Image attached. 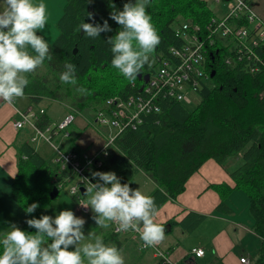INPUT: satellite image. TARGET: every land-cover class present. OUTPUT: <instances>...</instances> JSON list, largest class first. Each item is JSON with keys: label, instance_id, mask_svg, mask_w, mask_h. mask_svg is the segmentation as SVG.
Instances as JSON below:
<instances>
[{"label": "trees", "instance_id": "trees-1", "mask_svg": "<svg viewBox=\"0 0 264 264\" xmlns=\"http://www.w3.org/2000/svg\"><path fill=\"white\" fill-rule=\"evenodd\" d=\"M247 1L251 4V0ZM125 2L127 0H93L91 4L86 0L64 1L56 20L58 33L48 42L53 58L45 60L41 68L29 75L30 83L24 89L33 103L46 96L67 101L74 114L90 109L96 116L98 112H108L110 96L126 98L129 94L136 96L141 93L139 85L143 78L131 82L126 78L121 80L124 76L114 70L111 46L106 42L107 37L120 30L109 14L120 10ZM146 11L161 42L152 54L151 62L142 69V74L154 73V65L163 63L164 59L170 66L179 63L178 56L170 51V47L182 49L186 43L182 33L176 32L181 23H198L204 29L202 25L215 16L206 0H151ZM86 12L94 14V21L89 20ZM105 19L112 31L101 33L100 38L90 39L79 29L83 20L102 24ZM235 21L236 25L249 26L247 20L238 18ZM251 32L254 29H250ZM205 36L203 34L202 38ZM229 40L228 37L214 36L213 43L209 45L204 38V75L200 78L193 76L198 81L193 89L197 100L194 105L184 104L165 91L158 93L155 97L158 110L139 112V118L126 124L108 146L102 165L92 168L91 172L114 171L122 184L143 172L154 183L148 195L155 198L158 208L165 201L174 199L183 190L186 179L204 160L212 157L232 180V184L226 181L210 184L220 196L215 210L230 211L231 194L241 193L237 200L246 203L249 227L259 238L255 264H264V64L254 56L247 57L243 52H237ZM254 52L264 61V37L259 39ZM226 58L229 62L225 61ZM66 62L76 66V86L64 84L59 79ZM252 66L256 70H251ZM95 71L99 73L98 79L105 78L106 83L94 80ZM109 78L115 81L107 82ZM76 87L86 91L77 92ZM90 119L92 123L99 122L93 116ZM72 122L66 127L69 130L67 136L58 135L70 145L65 148L62 142L57 144L64 150L79 148L74 144L78 133L74 135L71 132ZM49 123L51 119L45 112L39 124L45 126ZM16 150L17 171L12 177L11 197L23 211L33 202L39 204L32 213L24 211L18 226L34 232L35 229L26 224V219L39 218L43 205L51 199L49 192L52 186L59 182L63 185L74 175L69 176V168H61L56 160L46 159L30 142H24ZM229 157H238L239 162L226 165ZM93 215L90 214L83 225L84 234L91 231V234L103 235L106 244L120 248L127 237L113 232L111 226L108 229L96 226ZM203 218V214L190 211L177 223L191 230ZM173 223L171 219L167 220L165 228ZM157 264H161L159 259Z\"/></svg>", "mask_w": 264, "mask_h": 264}, {"label": "clouds", "instance_id": "clouds-1", "mask_svg": "<svg viewBox=\"0 0 264 264\" xmlns=\"http://www.w3.org/2000/svg\"><path fill=\"white\" fill-rule=\"evenodd\" d=\"M91 4L93 0H86ZM151 0H127L121 10L110 12V18L119 26L115 35L107 37L111 46L112 66L130 82L135 81L142 69L151 62L152 54L160 44V36L146 11ZM114 6V5H113ZM89 20L94 14L86 12ZM46 5L34 0H4L0 10V100L13 103L23 98L24 89L30 83L29 75L41 68L45 60L53 56L43 35L47 24ZM79 29L90 39L100 38L103 32H111L108 20L103 23H80ZM76 66L64 64L59 79L64 84L77 85ZM77 92L85 89L76 87ZM95 182H89L87 203L81 204L94 213L96 226L108 229L112 224L121 232L140 234L146 247H152L165 238V222H157L155 198L129 183H121L114 171L93 173ZM78 189H73L75 195ZM37 202L29 204L25 213L34 212ZM83 217L70 209H62L53 215L26 219L34 228L28 232L10 224V230L0 238V264H125L122 249L106 244L103 235L92 234L85 241Z\"/></svg>", "mask_w": 264, "mask_h": 264}, {"label": "crops", "instance_id": "crops-1", "mask_svg": "<svg viewBox=\"0 0 264 264\" xmlns=\"http://www.w3.org/2000/svg\"><path fill=\"white\" fill-rule=\"evenodd\" d=\"M34 2L40 3L41 0H34ZM251 4L258 13L264 14V0H251ZM3 7L4 0H0V10ZM37 34L43 35L50 42L54 39L53 36L56 32L53 33L51 29L44 28L42 32L38 31ZM41 102L33 103L27 94L11 104L0 100V237L10 230V224L15 223L19 226L25 215L11 197V183L12 177L17 171L16 149L24 142L31 143L29 140L31 130L28 126L19 129L13 126L12 121L17 117L15 108L26 109L33 103L43 107L46 111ZM75 125L77 124L71 125V132L74 135L78 133L74 140L76 147H81L83 143H86L89 148H94L92 144L101 143V140L97 138L80 137V127ZM108 131H113V129L107 127V130L101 133L102 138ZM77 136L79 139L76 140ZM38 141L40 142L35 141L32 145L46 159L54 161L56 154L50 160L48 154L46 157L39 150L40 147L48 148V144L43 140ZM60 141L63 145L68 143L63 138H60ZM36 143H38L37 146ZM221 181L232 184L227 171L215 159L209 157L186 179L183 190L174 199L165 201L157 208V222H166L169 219L174 221L172 225L165 228V238L161 242V247L168 251L169 257L175 264H243L239 261L241 256H246L249 259L248 264H255L259 238L249 227L250 218L245 207L246 203H240L237 200V195H234L235 192H233L231 197L233 199L234 195V201L237 202H229L230 211L215 210L220 201V196L210 184ZM127 183L130 187L138 188L145 194H148L154 187V183L143 172H138ZM190 211L203 214L204 218L193 229L187 230L177 222ZM194 247L202 248L203 254L201 256L193 254L191 249ZM122 248L134 253L138 263H158V258L151 250L145 252L140 250L133 239L127 237L120 249ZM253 255L255 256L252 257Z\"/></svg>", "mask_w": 264, "mask_h": 264}, {"label": "built area", "instance_id": "built-area-1", "mask_svg": "<svg viewBox=\"0 0 264 264\" xmlns=\"http://www.w3.org/2000/svg\"><path fill=\"white\" fill-rule=\"evenodd\" d=\"M215 1L221 7V13H215L209 23L202 25L204 29H201L198 23L188 24L186 22L181 23V26L177 28L176 32H181L186 41L182 49L170 47V51L179 58L178 64L170 66L168 61L164 59L163 63L159 64L158 69L154 73L148 74L147 80L139 85L141 93L136 96L129 94L126 98L116 95L108 98L107 103L110 104V109L108 112H98L95 119L100 124L112 128L113 131L107 133L106 142L98 148H89L88 144L83 143L78 149L64 150L53 141L52 137L57 134L63 137L67 136L68 130L66 127L74 120V112H68L55 123L40 126V118L45 111L43 107L32 103L26 109L15 108L17 117L12 121L13 126L16 129L28 126L31 130L30 141L43 140L49 142L54 152H56L55 160L59 162L61 168L68 167L69 176L70 174L74 175V182L69 188L72 195L73 189H78L73 195L74 198L76 197L77 202L74 211H89V208L86 209L81 205L87 202L82 197L80 186L85 188L84 193H86L90 187L89 182H95L91 169L102 165L103 157L108 154V146L126 124H129L135 118L137 119L139 112L158 110V105L155 103V97L158 93L165 91L168 96H173V98L184 104L193 102V89L198 83L193 76L200 78L204 75L202 65L206 50L204 38L211 45L214 36L228 37L229 41L236 46L237 52H243V56L247 55V57L254 56L264 64V61L254 52L255 47L259 44V39L264 37V14L258 13L247 0ZM238 18L247 20L249 26L236 25L237 21L235 20ZM250 29H254V32L250 33ZM203 34L206 35L204 38H202ZM225 61L229 62L228 58ZM251 70H256V67L252 66ZM188 86H191V88ZM61 185L62 182L57 183V188ZM111 228L113 232L133 239L140 250H151L161 261V264H174L168 255V251L164 250L160 243L152 247H146L138 232H121L115 224H112ZM191 252L196 256H201L204 251L202 248L194 247ZM239 261L243 264L249 263L246 256H241Z\"/></svg>", "mask_w": 264, "mask_h": 264}, {"label": "rangeland", "instance_id": "rangeland-1", "mask_svg": "<svg viewBox=\"0 0 264 264\" xmlns=\"http://www.w3.org/2000/svg\"><path fill=\"white\" fill-rule=\"evenodd\" d=\"M65 0H41V2H43L46 5V12H48L47 14V24L45 26L46 29L50 30L56 34L53 36V38L56 37L57 33H58V28L56 27V20L58 19L59 15L61 14V10L63 7ZM208 3V6L210 9L214 10V12L220 14L221 13V7L219 6L218 3H216L215 0H206ZM120 10L122 8H119ZM57 11V12H56ZM52 38V39H53ZM155 69L157 70L159 67V64H155L154 65ZM115 71H119L118 69L114 68ZM99 73L98 72H94L93 73V77L94 80L96 82L99 81H103L105 82V78L103 80H99L98 79ZM125 79V77H123L121 80ZM113 79L109 78L110 82ZM115 80H113L112 82H114ZM106 83V82H105ZM141 82H139L140 84ZM41 104L43 106H45L46 111H44V113L46 112L50 119H51V123H55L58 120H60L62 118V116L67 113V112H73V110L71 111L70 109H72L71 107H69V104L67 101H62V100H58V99H51L49 97H43L41 100ZM192 101L190 103V105H194L196 100V97L194 95H192ZM189 105V106H190ZM43 113V114H44ZM42 114V115H43ZM95 112L93 110H85L83 112H78L77 114H74V120L72 122V124H77L75 126L80 127V131L81 132V136L80 137H85L87 139L92 138H97L101 140L100 144H92V147L94 148H98L102 143L106 142L107 140V134H105V137L102 138V134L103 132H105L107 130V126L100 124L97 121H94L93 123L90 122L91 119L90 117L93 116V118H95L94 116ZM59 134L55 135L52 139L53 141L60 145L61 141H60V136H58ZM79 139V137L77 136L76 140ZM75 140V139H74ZM38 143L40 141H37ZM43 142V141H42ZM76 142V141H75ZM31 143H35L32 142ZM38 143H36V146L38 145ZM44 143V142H43ZM46 144H48V148H44V147H40V151L47 157V154L49 155V159H53L54 154H56V152H54V149L51 147V145L49 144V142H45ZM69 143H67L66 145H64V147H68ZM64 147H61V149H65ZM239 162V158L238 157H229V159L226 161V165H236ZM220 165V164H219ZM221 166V165H220ZM223 167V166H222ZM224 168V167H223ZM74 182V178H72V181L70 180L69 182H65L63 183V185L61 186V188L59 189L57 195L53 198L50 199V201L46 202L45 205H43L41 213L43 214H47V215H55L56 213H58L60 210L62 209H70L73 211L74 215L79 216V217H83L85 222L87 220V217L90 214H93V212L91 211V209L89 208L88 212H84V211H74V208H76L77 206V202H76V197L74 198L69 190L70 188V184H72ZM234 195H239L241 196V193L236 191L234 193ZM233 195V199H232V203H236L237 201L235 200V196ZM83 199L87 202L88 198H89V194L88 192L83 194ZM232 198V197H231ZM234 201V202H233ZM85 241L83 242H87L89 239H93L91 231H87L85 233ZM160 246H162V243L160 242ZM148 250V249H147ZM147 250H142V251H147ZM124 257H125V264H142V262L138 263L136 262V257L134 255V253L132 252H128L127 250H124V248H122Z\"/></svg>", "mask_w": 264, "mask_h": 264}, {"label": "water", "instance_id": "water-1", "mask_svg": "<svg viewBox=\"0 0 264 264\" xmlns=\"http://www.w3.org/2000/svg\"><path fill=\"white\" fill-rule=\"evenodd\" d=\"M75 50H76V49L74 48L73 51H75ZM138 78H139V79L143 78V80L146 81L147 78H148V73H145V74H142V73H141V74L138 76ZM80 191H81V194H84V192H85V188H84L83 186H80ZM57 193H58V188H57L56 185H54V186H52V188H51V190H50V192H49V197H50V198H53V197H55V196L57 195Z\"/></svg>", "mask_w": 264, "mask_h": 264}, {"label": "bare ground", "instance_id": "bare-ground-1", "mask_svg": "<svg viewBox=\"0 0 264 264\" xmlns=\"http://www.w3.org/2000/svg\"><path fill=\"white\" fill-rule=\"evenodd\" d=\"M218 14V13H217ZM205 85V84H204ZM175 100V99H174ZM96 120V119H95ZM67 129V128H66ZM69 132V131H68ZM109 132V131H108ZM107 133V132H106ZM30 136V135H29ZM28 138V137H27ZM53 138V137H52ZM28 141V140H27ZM33 142V141H32ZM37 142V141H36ZM71 185V184H70ZM119 235V234H118ZM194 254V253H193ZM174 264H175V262H174Z\"/></svg>", "mask_w": 264, "mask_h": 264}]
</instances>
